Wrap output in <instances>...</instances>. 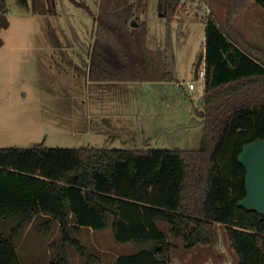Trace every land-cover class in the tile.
<instances>
[{"label": "trees", "instance_id": "1", "mask_svg": "<svg viewBox=\"0 0 264 264\" xmlns=\"http://www.w3.org/2000/svg\"><path fill=\"white\" fill-rule=\"evenodd\" d=\"M255 4L264 8V0H228L229 34L213 14L206 19L198 64L206 72L203 149L0 147V264H22L14 240L36 218L46 234L60 225L49 264H68L69 245L85 264L97 259L74 235L83 229H111L117 242L138 246L112 264H174L175 245L161 223L188 250L215 244L223 225L238 264H264V215L237 205L247 194L239 155L264 139V52L233 26ZM145 8V0L101 1L92 81H175L164 53L147 46L148 27L139 19ZM7 13L0 0V26ZM11 218L20 222L7 235L1 225Z\"/></svg>", "mask_w": 264, "mask_h": 264}, {"label": "rangeland", "instance_id": "2", "mask_svg": "<svg viewBox=\"0 0 264 264\" xmlns=\"http://www.w3.org/2000/svg\"><path fill=\"white\" fill-rule=\"evenodd\" d=\"M101 1L6 0L8 13L0 26V147L143 149L149 143L161 149H203L205 119L197 114L204 110L199 57L210 14L229 32L228 0H145L139 19L147 24L148 45L164 52L166 70L175 81L89 85L88 55ZM233 26L264 52L263 7L253 5L235 17ZM189 82L195 83L194 91ZM19 222L5 220L1 230L9 235ZM41 222L32 220L15 237L22 264H48L58 252L54 245L61 240L60 225L46 234ZM216 231L214 245L191 250L170 234L173 262L238 264L225 227L217 225ZM74 235L106 262L139 249L135 243L117 242L111 229H83ZM68 252L78 264L81 255L74 246Z\"/></svg>", "mask_w": 264, "mask_h": 264}, {"label": "water", "instance_id": "3", "mask_svg": "<svg viewBox=\"0 0 264 264\" xmlns=\"http://www.w3.org/2000/svg\"><path fill=\"white\" fill-rule=\"evenodd\" d=\"M132 25L136 27L138 24L133 21ZM197 114L201 117L205 116L204 110L197 111ZM238 159L246 170L247 194L237 205L247 211L264 215V139L246 144Z\"/></svg>", "mask_w": 264, "mask_h": 264}, {"label": "crops", "instance_id": "4", "mask_svg": "<svg viewBox=\"0 0 264 264\" xmlns=\"http://www.w3.org/2000/svg\"><path fill=\"white\" fill-rule=\"evenodd\" d=\"M148 35H149V31H148ZM147 35V46L149 47V45H148V36ZM62 48V47H61ZM150 48V47H149ZM151 49V48H150ZM151 50H154V49H151ZM154 51H161V50H154ZM163 52V51H162ZM164 53V52H163ZM164 57H165V55H164ZM88 59H89V63H90V54L88 55ZM87 75H88V80H87V83L89 84V85H91V83H94V82H97V83H100V84H113V83H134L135 81H113V82H99V81H92L91 79H90V77H89V67H88V71H87ZM136 83H140V82H136ZM142 83H148V82H142ZM149 83H164V82H149ZM162 225H167L168 226V230H165V229H163L162 228ZM160 227L165 231V232H167L169 235L171 234L170 233V226L168 225V224H166V223H161L160 224ZM214 245V244H213ZM212 246V245H211ZM210 246V247H211ZM199 247V246H198ZM196 248V247H195ZM194 249V248H193ZM139 249H137L135 252H132V253H128V254H134V253H136L137 251H138ZM191 250V249H190ZM56 253L57 252H55V255H56ZM92 254V253H91ZM120 255H127V254H121V253H117L116 255H115V257L111 260V261H105V260H103V258L99 255V256H95V257H97V259L95 260V261H93L91 264H112L115 260H116V258L117 257H119ZM70 257H71V259H72V254H70V252H68V264H73L72 262H71V259H70ZM172 260L174 261V258L172 257ZM174 263V262H173ZM49 264V263H48ZM78 264H83V260H82V257H81V260L79 261V263ZM84 264H85V262H84ZM175 264V263H174Z\"/></svg>", "mask_w": 264, "mask_h": 264}, {"label": "built area", "instance_id": "5", "mask_svg": "<svg viewBox=\"0 0 264 264\" xmlns=\"http://www.w3.org/2000/svg\"><path fill=\"white\" fill-rule=\"evenodd\" d=\"M205 75H206V72H205V66H204V64H203V67L200 68V69H199V72H198V76H199V78H200L203 82H205ZM188 86H189V89H190L191 91H194V90L196 89V86H195V83H194V82H189ZM204 87H205V85H204Z\"/></svg>", "mask_w": 264, "mask_h": 264}]
</instances>
